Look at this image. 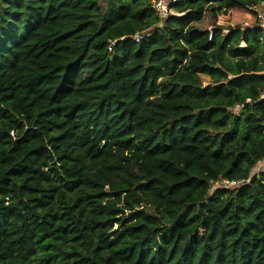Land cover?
Masks as SVG:
<instances>
[{
    "label": "trees",
    "instance_id": "obj_1",
    "mask_svg": "<svg viewBox=\"0 0 264 264\" xmlns=\"http://www.w3.org/2000/svg\"><path fill=\"white\" fill-rule=\"evenodd\" d=\"M262 4L0 0V264H264Z\"/></svg>",
    "mask_w": 264,
    "mask_h": 264
},
{
    "label": "rangeland",
    "instance_id": "obj_2",
    "mask_svg": "<svg viewBox=\"0 0 264 264\" xmlns=\"http://www.w3.org/2000/svg\"><path fill=\"white\" fill-rule=\"evenodd\" d=\"M101 3L105 5L106 0H101ZM261 18H264L263 4L254 8L253 11L242 8H234L230 10L228 14L219 16L216 21H214L209 14H206L203 19L199 22H196L195 25L201 29L208 30H211L213 26L216 25L218 27L223 28L224 33H226V30L230 28H248L258 23L261 24L264 28V22L261 20ZM203 81L204 85H207L210 79L208 77H203ZM234 112L239 113V106L234 108ZM262 172H264V160L257 163L256 167L253 170V174H259ZM218 189H220L219 186H212L211 194L215 193Z\"/></svg>",
    "mask_w": 264,
    "mask_h": 264
},
{
    "label": "built area",
    "instance_id": "obj_3",
    "mask_svg": "<svg viewBox=\"0 0 264 264\" xmlns=\"http://www.w3.org/2000/svg\"><path fill=\"white\" fill-rule=\"evenodd\" d=\"M176 0H153L152 8L154 12L160 16L162 19H166L170 15H179L174 12L171 8L172 4L175 3ZM264 22V18H261ZM136 41L140 38V35H137ZM111 45H114V42H111ZM111 49V48H110ZM243 184V181H230L228 179H222L214 183V187L226 188V189H235Z\"/></svg>",
    "mask_w": 264,
    "mask_h": 264
}]
</instances>
